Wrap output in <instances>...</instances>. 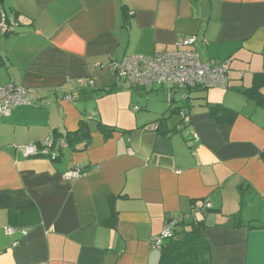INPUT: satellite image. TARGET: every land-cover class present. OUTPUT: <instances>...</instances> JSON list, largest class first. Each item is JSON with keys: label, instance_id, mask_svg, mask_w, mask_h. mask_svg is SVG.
<instances>
[{"label": "crops", "instance_id": "1", "mask_svg": "<svg viewBox=\"0 0 264 264\" xmlns=\"http://www.w3.org/2000/svg\"><path fill=\"white\" fill-rule=\"evenodd\" d=\"M1 12L18 26L0 32V87L33 105L0 120V264H159L155 240L182 216L206 226L193 261L264 264V227H248L264 226V83L247 92L264 76V0H0ZM189 37L202 61L230 62L227 89L140 88L109 67ZM48 139L54 159L16 149Z\"/></svg>", "mask_w": 264, "mask_h": 264}, {"label": "built area", "instance_id": "2", "mask_svg": "<svg viewBox=\"0 0 264 264\" xmlns=\"http://www.w3.org/2000/svg\"><path fill=\"white\" fill-rule=\"evenodd\" d=\"M14 20L7 18L5 12L0 16V32L4 35L12 33L17 28ZM196 37H189L178 41L175 49L163 54L152 56L132 55L120 60H111L109 67L113 70L117 79L128 81L140 88L166 87L174 89H202L229 87V61H224L212 66L201 60L195 50ZM0 120L8 118L14 109L20 106L31 107L32 100L28 90L23 86L8 85L0 87ZM157 130L156 127H152ZM23 158H36L39 156L54 159L57 156V149L54 140L48 139L41 144H28L16 147ZM84 166L77 165L63 174L66 181L78 180L83 173ZM211 204L206 203L203 209H210ZM181 223L180 220H173L167 223L164 231L157 237L154 243L155 248H162L164 243L172 237L175 226ZM8 234L14 233L12 229L7 230ZM18 243H14L16 247Z\"/></svg>", "mask_w": 264, "mask_h": 264}, {"label": "trees", "instance_id": "3", "mask_svg": "<svg viewBox=\"0 0 264 264\" xmlns=\"http://www.w3.org/2000/svg\"><path fill=\"white\" fill-rule=\"evenodd\" d=\"M255 83L257 84V86H255V88L253 89L248 90L247 91L248 93L251 92L255 94L259 93V89L256 87H258V84L264 83V76L257 77L255 79ZM111 90H108L107 92H110ZM190 90H198V89H188V91ZM183 97H185L184 94ZM221 108L222 107L213 108L212 113H215L216 111L217 112L220 111ZM185 218L186 216H182L181 218L178 219L181 221V223L175 226L172 237L167 240L170 242L167 245H166L167 241L164 243L163 245L164 249L159 264H189V260H192V258L187 257L188 252L194 253V255L197 254V251L194 248V246L197 244L198 241H200L199 239H202L203 230L206 228V226L203 224V221L201 220L198 221L195 220L191 223H187ZM248 227L263 228L264 226L251 224L248 225ZM179 228L182 230L177 232ZM203 263L204 262L199 261V259H197V262H195V260L194 261L192 260L190 262V264H203Z\"/></svg>", "mask_w": 264, "mask_h": 264}, {"label": "rangeland", "instance_id": "4", "mask_svg": "<svg viewBox=\"0 0 264 264\" xmlns=\"http://www.w3.org/2000/svg\"><path fill=\"white\" fill-rule=\"evenodd\" d=\"M167 87H170V86H167ZM154 95H158V94H156V93L154 92Z\"/></svg>", "mask_w": 264, "mask_h": 264}, {"label": "bare ground", "instance_id": "5", "mask_svg": "<svg viewBox=\"0 0 264 264\" xmlns=\"http://www.w3.org/2000/svg\"><path fill=\"white\" fill-rule=\"evenodd\" d=\"M145 88V87H144Z\"/></svg>", "mask_w": 264, "mask_h": 264}]
</instances>
